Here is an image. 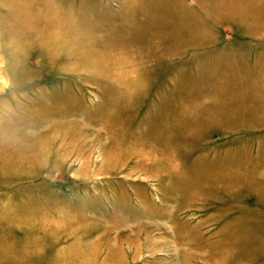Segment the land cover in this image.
<instances>
[{
  "label": "rangeland",
  "instance_id": "1",
  "mask_svg": "<svg viewBox=\"0 0 264 264\" xmlns=\"http://www.w3.org/2000/svg\"><path fill=\"white\" fill-rule=\"evenodd\" d=\"M0 264H264V0H0Z\"/></svg>",
  "mask_w": 264,
  "mask_h": 264
}]
</instances>
